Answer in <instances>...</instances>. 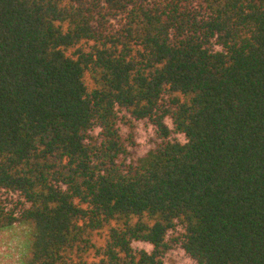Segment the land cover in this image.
<instances>
[{
    "label": "trees",
    "instance_id": "trees-1",
    "mask_svg": "<svg viewBox=\"0 0 264 264\" xmlns=\"http://www.w3.org/2000/svg\"><path fill=\"white\" fill-rule=\"evenodd\" d=\"M1 193L24 264H264V0H0Z\"/></svg>",
    "mask_w": 264,
    "mask_h": 264
},
{
    "label": "rangeland",
    "instance_id": "rangeland-1",
    "mask_svg": "<svg viewBox=\"0 0 264 264\" xmlns=\"http://www.w3.org/2000/svg\"><path fill=\"white\" fill-rule=\"evenodd\" d=\"M73 51L74 49H69L67 52L72 53ZM86 81L87 83L90 82L89 75L86 76ZM119 115L122 121L119 125L120 133L127 147V153L123 156L126 163L135 161L149 150L156 148L161 142L156 128L150 121L145 119L132 120L129 114L124 111L120 112ZM129 119L131 122H127ZM166 124L171 129L170 140L184 141V136L173 130L170 118L166 119ZM0 196L8 199L5 201L6 207L11 209L15 197L9 193H1ZM116 225H118V221L113 220L104 228L92 232L90 234L91 242L96 247L104 245L109 228ZM29 230L27 225L20 222H15L12 226L0 230V264H24L28 248ZM133 247L136 249L144 248L148 251L152 248L151 245L143 242H134ZM93 253L94 250L91 251V256H93ZM163 260L164 264H197L177 246L168 250Z\"/></svg>",
    "mask_w": 264,
    "mask_h": 264
}]
</instances>
